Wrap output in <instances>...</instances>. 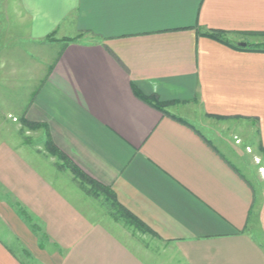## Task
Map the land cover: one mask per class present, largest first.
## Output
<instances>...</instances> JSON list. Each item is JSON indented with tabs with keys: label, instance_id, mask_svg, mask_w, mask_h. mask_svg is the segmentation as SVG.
<instances>
[{
	"label": "crops",
	"instance_id": "1",
	"mask_svg": "<svg viewBox=\"0 0 264 264\" xmlns=\"http://www.w3.org/2000/svg\"><path fill=\"white\" fill-rule=\"evenodd\" d=\"M241 42L264 43V0H0V103L46 125L122 209L90 221L1 147L0 264H264L243 171L264 159V50ZM195 106L254 139L200 129L178 109Z\"/></svg>",
	"mask_w": 264,
	"mask_h": 264
},
{
	"label": "rangeland",
	"instance_id": "2",
	"mask_svg": "<svg viewBox=\"0 0 264 264\" xmlns=\"http://www.w3.org/2000/svg\"><path fill=\"white\" fill-rule=\"evenodd\" d=\"M76 39V38H75ZM45 52L39 56L41 59L37 62L38 65L44 63L46 59ZM33 65V63H32ZM31 67V66H30ZM29 69V67H28ZM32 68H30L31 70ZM23 72V71H22ZM23 74H27V71L24 70ZM2 92V91H1ZM0 92V101L4 100L7 102L11 100L8 97H5L4 94ZM5 97V99H4ZM1 98H3L1 100ZM0 103V148H8L10 149L11 155H15L18 159H22L26 161L28 164H32L38 172L39 176H42L44 179L48 180L51 185L56 188L63 196L68 197L70 202L80 210L83 215L87 217L90 221L97 220L102 221L104 225L110 226L111 222L114 223L113 218L110 216L112 210L115 209V206L111 203L110 200L106 199L104 194H102V189H98L99 196H95L93 193H90L86 190L91 189L93 186L91 183L86 180H80L77 178L73 170L71 169L70 159L68 157H64L61 153H51L47 146H45V141L47 139V132L44 128L40 127H29L24 124L22 119H17L12 115L6 113L11 111V108L5 106V104ZM179 109V113L181 110H184L183 113L187 114L188 118L193 120V122L202 130L208 131L209 133L219 134L221 136V130L217 129H226L228 127L229 130H226L227 134L231 133L228 131L235 130L239 133L240 129H244L245 141L254 139L253 134L249 131L251 129L252 123L244 120L232 119V120H219L207 123L200 122V118L202 117V113L197 106L187 109ZM175 111H178L175 109ZM182 112V111H181ZM5 114V117L4 116ZM8 114V115H7ZM230 125V126H229ZM218 127V128H216ZM251 154L254 153V149L251 150L248 148ZM257 154V153H256ZM253 155L254 163H246L247 166L244 168V172L251 178V180L256 184L257 188L261 190L262 196V216H263V224H264V177L263 170L261 167H264V159L261 155ZM66 155V154H65ZM67 156V155H66ZM254 164V165H253ZM9 170H2V177H8ZM84 181V182H83ZM12 188V187H11ZM11 190V189H10ZM10 190L2 189V194H8L9 198L14 199L15 196L10 194ZM7 196V195H6ZM7 196V197H8ZM12 202V200H10ZM20 205V209L23 211H27V207L25 204L18 202ZM26 209V210H25ZM29 211V209H28ZM27 217L31 218V215ZM24 213V212H23ZM124 220V219H123ZM122 220V221H123ZM126 220V219H125ZM261 221V222H262ZM261 224V225H263ZM35 228L39 227L38 224ZM261 228V229H260ZM255 233L257 236L261 237L264 240V225L256 226ZM124 236L126 234H123ZM126 237V236H125ZM18 253L23 257L20 250H17Z\"/></svg>",
	"mask_w": 264,
	"mask_h": 264
},
{
	"label": "trees",
	"instance_id": "3",
	"mask_svg": "<svg viewBox=\"0 0 264 264\" xmlns=\"http://www.w3.org/2000/svg\"><path fill=\"white\" fill-rule=\"evenodd\" d=\"M207 35L211 36V37H214L220 41H223V42H228L224 32L222 31H218V30H212L208 33H206ZM74 39H69L68 38V41H72ZM239 48H244V49H251V50H264V43H258V44H254V43H248L246 47H243V46H238ZM157 104V103H156ZM22 121L24 122L25 125L29 126V127H42L46 130L47 132V139L45 141V146H47V148L49 149V151L51 153H54V152H58V153H61V155H63L64 157H67L64 152H62L53 142L51 136L49 135L48 133V129H47V126L44 125V124H40V123H36V122H31L27 119H22ZM264 149V148H263ZM71 163V169L73 170V172L75 173L76 177L77 178H80V180H86L87 182L91 183L92 184V188L91 189H87L86 190L90 193H93L95 196H99V192H98V189H102V194H104V196L106 197V199L110 200L111 203L116 206L118 209H121L119 206V202L117 201L116 199V195H115V192H113L111 189L109 188H106L104 186H100V184H98L97 182H95L92 178H90L87 174H85L78 166H76L72 161H70ZM84 182V181H83ZM122 210V209H121ZM113 215H116L118 213H116V209L115 211L112 210V213ZM119 215V214H118ZM120 215L124 218L127 219V221L129 222H132V221H137L139 222V220H137V218L135 216H133V214H131L130 212L128 211H120ZM143 229L145 228L146 229V225L142 224L141 226ZM149 229V228H148Z\"/></svg>",
	"mask_w": 264,
	"mask_h": 264
},
{
	"label": "water",
	"instance_id": "4",
	"mask_svg": "<svg viewBox=\"0 0 264 264\" xmlns=\"http://www.w3.org/2000/svg\"><path fill=\"white\" fill-rule=\"evenodd\" d=\"M240 44H242V45H247V43H246V42H241Z\"/></svg>",
	"mask_w": 264,
	"mask_h": 264
},
{
	"label": "built area",
	"instance_id": "5",
	"mask_svg": "<svg viewBox=\"0 0 264 264\" xmlns=\"http://www.w3.org/2000/svg\"><path fill=\"white\" fill-rule=\"evenodd\" d=\"M263 170V176H264V168H261Z\"/></svg>",
	"mask_w": 264,
	"mask_h": 264
}]
</instances>
